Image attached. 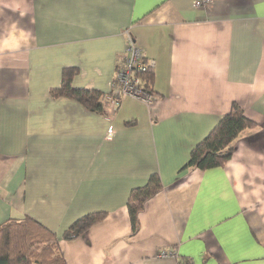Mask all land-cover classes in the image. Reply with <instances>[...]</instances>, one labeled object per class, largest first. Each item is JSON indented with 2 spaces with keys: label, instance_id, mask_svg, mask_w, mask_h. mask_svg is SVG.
<instances>
[{
  "label": "crops",
  "instance_id": "0c3cea01",
  "mask_svg": "<svg viewBox=\"0 0 264 264\" xmlns=\"http://www.w3.org/2000/svg\"><path fill=\"white\" fill-rule=\"evenodd\" d=\"M194 1L0 0V224L35 219L68 264H264V0ZM129 37L156 62L151 102L52 96L77 67L72 86L110 101ZM235 102L256 127L224 166L185 169ZM154 173L132 234L130 193Z\"/></svg>",
  "mask_w": 264,
  "mask_h": 264
},
{
  "label": "trees",
  "instance_id": "16d2710c",
  "mask_svg": "<svg viewBox=\"0 0 264 264\" xmlns=\"http://www.w3.org/2000/svg\"><path fill=\"white\" fill-rule=\"evenodd\" d=\"M154 70L150 69L141 75L142 85L152 94ZM78 72L77 67L64 68L62 85L51 90L52 96L75 98L88 109L108 115L107 104L113 105V103L104 100L105 93L97 90L76 89L72 86V80ZM255 127L256 123L245 115L243 107L237 102L233 103L231 110L194 147L185 169L205 170L224 166L232 158L236 142L241 134ZM163 188L160 176L154 173L146 185L132 189L128 200L132 234L139 229V213L143 210L146 201ZM105 216V212H93L82 216L64 231L62 238L65 240L78 238L93 225L101 222ZM0 264L68 263L61 253L57 234L27 216L23 219L10 218L0 224Z\"/></svg>",
  "mask_w": 264,
  "mask_h": 264
},
{
  "label": "built area",
  "instance_id": "2783aa9c",
  "mask_svg": "<svg viewBox=\"0 0 264 264\" xmlns=\"http://www.w3.org/2000/svg\"><path fill=\"white\" fill-rule=\"evenodd\" d=\"M212 0H195V7L205 6ZM118 68L113 80L109 99L114 105H118L123 97H132L146 103L151 102L153 94L142 85L141 75L150 69H155L154 59H147L142 50L129 37L128 45L123 56L117 62ZM113 129L109 127L107 137L113 136Z\"/></svg>",
  "mask_w": 264,
  "mask_h": 264
}]
</instances>
